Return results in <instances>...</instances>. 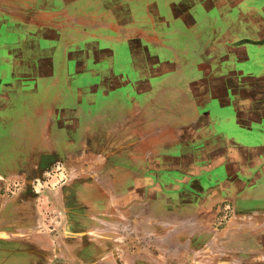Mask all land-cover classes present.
<instances>
[{
  "label": "crops",
  "instance_id": "1",
  "mask_svg": "<svg viewBox=\"0 0 264 264\" xmlns=\"http://www.w3.org/2000/svg\"><path fill=\"white\" fill-rule=\"evenodd\" d=\"M84 3L80 19L85 24L94 23L93 45L112 58L115 54L126 55L127 61L116 60L109 67L128 65L148 73L127 80L135 85L137 93L163 97L152 94L151 84L157 79L166 88L161 94L170 89L172 96L163 97L168 102L157 109L154 99L148 106L135 99L129 113L143 123L138 126L133 120L132 128L131 121L117 127L108 122V114L117 110L121 114L123 108L108 106L104 113H98L99 117L79 128L80 143L68 148L63 155L65 160L56 161L65 166L69 160L76 161L77 165L72 164L71 170L64 172L50 169L31 174L28 189L19 190L14 202L0 206L3 212L18 211L17 216H2L0 223H16L21 228L16 237L20 242L33 243L32 248L37 251L33 257L41 258L39 248H44L46 242L51 244L44 251L47 255H43L49 258L48 264L63 256L78 262H84V258H108L112 264H121L118 260L123 259H128L129 264H264V186L255 194L241 195L236 184L216 185L214 171L221 165L228 167L234 160L241 175L252 169L243 167L247 161L244 148L239 154L232 148L219 154L217 135L209 137L216 130L218 114L224 125L234 124L230 126L236 131L261 132L264 128V101L260 105L257 102L260 109L256 112L246 109L245 96L227 91V84L239 75L230 69L222 76L215 68L217 63L228 61L229 56L235 61L234 68L264 66V0H97L94 10H88ZM205 19L209 27H203ZM219 20L225 26L212 30ZM101 36L111 46L104 48L107 40L99 42ZM203 36L209 39V49H205L208 52L203 53L210 55L217 50L219 54L218 58H203L201 76L212 84L225 83L220 96L216 90H195L199 82L195 78L190 81L193 90L183 91L179 77L165 76L191 67L194 61L168 62L146 55L148 58L139 64L132 46L133 41L148 43L158 39L163 41L160 49L171 41L176 47H166L176 51V55H194L201 51ZM141 48L143 56L148 47L143 44ZM101 60L99 56L94 62L96 70H89L103 82L98 68ZM238 72L244 78L251 77L244 70ZM122 81L121 72L108 80L102 97L107 101L118 98L111 90L121 86ZM95 91L97 87L89 94ZM205 93L207 96L202 95ZM254 95L264 99V92H257L247 96V103ZM218 98L223 109L216 107ZM68 136L70 142L75 141L70 131ZM92 141L96 144L91 148L94 156L87 149ZM259 141L253 147L259 148ZM250 161L258 166L257 178H262L264 172L259 169L264 166V153L255 154ZM243 180L249 181L248 188H254V180ZM40 206L55 207L62 219L42 221ZM25 211H33L34 216H25Z\"/></svg>",
  "mask_w": 264,
  "mask_h": 264
},
{
  "label": "rangeland",
  "instance_id": "2",
  "mask_svg": "<svg viewBox=\"0 0 264 264\" xmlns=\"http://www.w3.org/2000/svg\"><path fill=\"white\" fill-rule=\"evenodd\" d=\"M82 1L85 2L84 7L86 6L88 10L97 8V0H0V206L14 202L19 190L28 189L27 186L32 183L31 174L50 169L55 173L71 170L73 167L71 165L76 164V161L69 162V160L66 168L65 164L57 163V159L65 160L63 155L66 154L68 148L80 143L79 128L99 117L98 113H104L102 112L104 109L123 108L121 114L119 110L108 114V122L117 127L131 121L129 127L132 128L136 117L129 113V107H132V102L135 99L140 101L142 106H148L154 99L157 109L168 102L163 97L172 96L169 92L170 89L161 94V90L166 88L159 85L157 79L151 84L152 94L163 97L151 98L146 96L147 94L137 93L135 85L127 80L144 77L148 73L134 70L128 65L114 67V69L109 67L113 61L114 63L116 60L117 62L127 61L126 55L117 56L118 54H115V58H112V56H107V52L104 54L102 50L93 45L91 34L96 28L94 23L85 24L80 19ZM160 5L168 4L160 2ZM138 21L142 23L144 19ZM202 21H204L203 24L205 23L203 27H209L208 19ZM221 25H223V21L219 20L216 25H213L212 30L217 31L225 26V24ZM143 30L149 29L144 27ZM155 30L158 29L155 28ZM101 37L99 42L107 40L103 45L104 48L111 46L108 39ZM170 42L166 46H175V43ZM208 42V36H203L201 51L194 55L188 52L176 55V51L168 49L166 46L160 49L163 41L158 39L148 43L140 40L133 41L132 46L136 48L135 54L139 57V64H143L144 57L148 58L146 55L154 56L160 61L176 62L178 59L194 61L191 67H182L181 71L165 76L179 77L182 82L179 88L183 91L193 90V83L190 81L195 78L199 80L195 85V90H200L199 92L205 89L210 92L216 90L220 96V91L225 90V83L217 81L216 84H212L201 76L200 65L203 63V58H218L219 54L217 50L210 55L203 53L205 49H209V47L206 48ZM215 43L220 47L218 42ZM143 44L148 48L145 51L147 53L142 56L141 53L144 52L141 50V46ZM217 46L213 48H218ZM53 47H55L54 51L50 52ZM262 49L264 51V47ZM99 56L102 60L99 62L98 68L102 71L101 76L105 80L103 82L98 80L99 77L90 73V70H96L94 62L99 59ZM254 58L250 62H253ZM234 62L233 57L229 56L228 61L217 63L215 68L220 71L222 76L227 74L230 69L234 70L235 75H239L233 79L232 83L227 84L229 85L227 91H236L239 92L240 97L245 96L243 106L256 112L255 110L260 109L257 102L260 105L264 99L254 95L251 98V103L247 102L249 95L264 92V66H252L247 63L248 65H239L234 68ZM238 70H244V74L251 77H242ZM120 72L123 79L122 84L111 90L119 97L113 101H107L102 97L105 93L103 86H106L108 80ZM96 87L97 91L89 94ZM126 94L132 99L125 97ZM202 95L207 96L206 93ZM240 97L238 98L239 110L243 109L239 103ZM216 107L217 109L224 108L219 98L216 100ZM255 116L252 115V118ZM216 118V130L211 131L210 136L208 133L206 135L209 137L217 135L215 139L217 140V153L225 154L229 148H232L239 154L240 149L244 148L243 153L247 161L242 163L243 167L252 169V172L245 171L241 175L237 167L238 164L234 160L228 167L221 165L214 171L216 185L224 184V182L233 183L240 188L241 195L252 192L255 194L264 186V173L263 177L258 179V166H253L250 160L255 154L264 153V128H261V132L256 130L236 131L231 127L234 124L224 125L220 114ZM141 122L143 123V121ZM135 123L138 126L142 124L140 121H135ZM69 131L71 135L73 134L74 142H70ZM206 135H204L205 138L209 139ZM226 138L228 139L226 140ZM257 140H260L259 148H255ZM253 145L255 146L253 147ZM95 147L96 144L92 141L87 148L89 155H95L91 151V148ZM259 170L264 172V166ZM243 178L254 180L256 183L254 188H248L249 181H246V184ZM41 202L42 200L38 201V203ZM38 213L42 221L46 222L55 219L60 221L63 217L60 211L53 206L46 208L40 206ZM17 214L18 211L15 210L3 212L0 209V219L2 216L8 217V215L15 218ZM27 215L33 217V211H25V216ZM20 229L16 223H0V264H48L49 258L43 255L46 254L44 251H48L51 244L46 242L44 248H39L41 258L33 257L37 252L32 248L33 243L20 242L16 237L19 235ZM46 229L48 231L47 227ZM34 249L38 250V248ZM15 256H18V259ZM64 257H58L55 262L50 261V263L112 264V260L108 258L101 261L84 258V262H78ZM118 261L121 264L130 262L128 259Z\"/></svg>",
  "mask_w": 264,
  "mask_h": 264
}]
</instances>
